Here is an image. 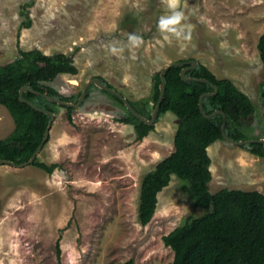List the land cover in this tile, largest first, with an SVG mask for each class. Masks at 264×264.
<instances>
[{"label":"rangeland","instance_id":"rangeland-1","mask_svg":"<svg viewBox=\"0 0 264 264\" xmlns=\"http://www.w3.org/2000/svg\"><path fill=\"white\" fill-rule=\"evenodd\" d=\"M28 1L0 0V65L20 49L74 54L79 74L51 83L60 94H77L102 77L137 102L150 97L157 72L196 60L249 96L256 115L244 132L264 139V65L257 48L264 0H180L176 10L183 12L184 36L190 37L180 40L170 34L166 40L158 30L160 17L171 15L165 0H34L31 27L25 28L20 8ZM130 35L139 37L137 46L130 45ZM72 115L74 126L60 109L38 157L61 169L48 175L33 165H0V264H57L58 240L61 264H172L174 252L163 237L189 216L205 213L195 207L190 184L173 175L145 227L138 209L144 177L175 150L177 117L165 114L138 141L133 125L117 121L123 108L97 88ZM14 128L0 106V140ZM208 153L211 193L264 194L263 158L226 141L213 143Z\"/></svg>","mask_w":264,"mask_h":264},{"label":"trees","instance_id":"trees-1","mask_svg":"<svg viewBox=\"0 0 264 264\" xmlns=\"http://www.w3.org/2000/svg\"><path fill=\"white\" fill-rule=\"evenodd\" d=\"M34 2L30 0L21 5L20 15L25 18V28L31 27L30 8ZM257 48L264 65V35L260 37ZM74 58V54L47 55L39 49H20L14 60L0 65V106L10 113L15 124L9 137L0 140V159L17 165L29 162L42 144L49 126L48 114L37 112L30 105L21 102L19 93L23 87L29 86L33 90L24 93V99L56 116L64 107L44 97L45 93L66 103H78L83 90L64 96L51 86L61 75L79 74ZM184 67L173 66L164 74L166 92L157 121L167 113L177 117L179 122L174 139L175 150L144 177L140 190L138 222L143 227L151 222L158 206V195L170 185L172 176L175 175L190 184L189 194L195 207L203 209L205 213L199 217L189 216L183 225L163 237L165 246L174 252L172 264H264V194L230 189H223L215 194L210 192L212 161L208 148L217 141H225L221 132L223 117H204L199 102L203 94L213 93L215 87L219 88L217 95L203 99V108L206 115L215 111L224 112L225 132L237 142L253 139L249 138L244 129L250 127L249 121L256 115V107L232 80L217 78L201 63L189 70L186 77L206 79L207 82L184 81L181 77ZM96 78L108 88H113L104 78ZM152 82L149 98L137 102L129 100L134 110L147 120L152 119L160 99L161 71L153 76ZM94 88L107 94L123 108L125 115L117 118V121L133 125L138 141H142L154 129L132 115L118 97L96 85L89 87L81 107L92 97ZM260 97L264 105V79ZM65 109L67 120L74 126V109ZM257 139L260 138H254ZM241 147L264 159L263 144L251 143ZM33 166L48 175L61 169L59 163L47 164L39 158ZM56 253L57 264H61L60 240L56 244ZM122 264L135 262L129 260Z\"/></svg>","mask_w":264,"mask_h":264},{"label":"water","instance_id":"water-1","mask_svg":"<svg viewBox=\"0 0 264 264\" xmlns=\"http://www.w3.org/2000/svg\"><path fill=\"white\" fill-rule=\"evenodd\" d=\"M198 61L196 60H190V61H185V62H175V63H172L170 65H168L166 68H164L162 71H161V80H162V83H161V86H160V90H161V95H160V99H159V102L153 112V115H152V119L151 120H147L145 119L144 117H142L140 114H138L134 108L132 107V105L130 104L129 100L124 97L121 93H119L118 91H116L115 89L113 88H108L104 83L101 82L100 79L98 78H94L92 79L91 81H89L84 89H83V92L79 98V101L77 104H74V103H66V102H63L61 100H58V99H55V98H52L50 97L47 93L44 94V97H46L47 99H49L50 101L54 102V103H57L58 105L64 107V108H72L74 110H79L83 104V102L85 101L86 99V94H87V90L89 89V87L91 85H96L98 88H100L101 90H105L107 92H109L110 94L118 97L124 104L125 106L127 107V109L130 111V113H132V115H134L139 121H141L142 123H144L147 127H153V125L155 124L156 120H157V115H158V112H159V109H160V106H161V103L163 101V97L165 95V92H166V85H165V81H164V74L170 69L172 68L173 66H185L182 70H181V77L184 81H199V82H207L206 79H194V78H187L186 77V73L191 70V69H194L198 66ZM29 91H33L29 86H25L23 87L21 90H20V93H19V98L21 100V102L23 103H26L28 105H30L32 108H34L37 112H40V113H44V114H48L50 116V122H49V126H48V129L45 133V136H44V139H43V142L42 144L40 145V147L37 149V151L35 152V154L32 156L31 160L29 162H26V163H23V164H20V165H17L16 163L12 162V161H8V160H3V159H0V165H8V166H11V167H14V168H26L28 166H32L33 163L35 162V160L39 157V155L42 153L44 147L46 146V144L48 143L49 141V138H50V133H51V130H52V127H53V124L55 122V119H56V115L53 113V112H50V111H47V110H44V109H41L39 107H36L35 105L31 104L29 101H27L26 99H24L23 95L24 93L26 92H29ZM219 92V88L218 87H215V91L213 93H206V94H203L200 98V102H199V106H200V111L202 113V115L206 118H213L214 116L216 115H222L223 117V123H222V126H221V132H222V136H223V139L232 144V145H235V146H238V147H241L243 145H246V144H251V143H260V144H263L264 145V139H258V140H246V141H234L232 140L231 138H229L225 132V128H226V115L224 112H221V111H215L213 112L211 115H206L205 114V111H204V108H203V99L205 97H211V96H215L217 95Z\"/></svg>","mask_w":264,"mask_h":264},{"label":"clouds","instance_id":"clouds-1","mask_svg":"<svg viewBox=\"0 0 264 264\" xmlns=\"http://www.w3.org/2000/svg\"><path fill=\"white\" fill-rule=\"evenodd\" d=\"M168 8L171 10V15L161 16L158 22V30L162 34H166L164 38L167 40L170 34L175 36L177 40L189 39L190 37L184 36V28L186 26L182 25V21L185 19L183 12L177 11L179 7L180 0H165ZM129 43L131 46L135 47L139 43V37L134 35L129 36ZM115 51V49H114Z\"/></svg>","mask_w":264,"mask_h":264},{"label":"flooded vegetation","instance_id":"flooded-vegetation-1","mask_svg":"<svg viewBox=\"0 0 264 264\" xmlns=\"http://www.w3.org/2000/svg\"><path fill=\"white\" fill-rule=\"evenodd\" d=\"M258 140V139H257Z\"/></svg>","mask_w":264,"mask_h":264}]
</instances>
